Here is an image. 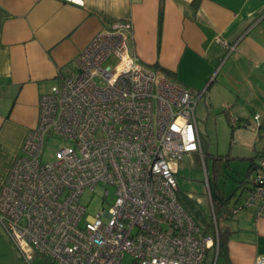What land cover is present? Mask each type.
I'll return each mask as SVG.
<instances>
[{
	"label": "built area",
	"instance_id": "obj_1",
	"mask_svg": "<svg viewBox=\"0 0 264 264\" xmlns=\"http://www.w3.org/2000/svg\"><path fill=\"white\" fill-rule=\"evenodd\" d=\"M131 29L119 20L95 34L75 69L39 97L37 123L0 188V224L25 264H123L126 254L132 264H204L213 246L178 201L174 178L192 154L206 174L198 97L131 54ZM50 137L68 144L45 162ZM99 183L114 188L115 202L83 221L81 196ZM241 207L264 215V154Z\"/></svg>",
	"mask_w": 264,
	"mask_h": 264
},
{
	"label": "crops",
	"instance_id": "obj_2",
	"mask_svg": "<svg viewBox=\"0 0 264 264\" xmlns=\"http://www.w3.org/2000/svg\"><path fill=\"white\" fill-rule=\"evenodd\" d=\"M119 20L131 23L133 56L166 77L160 67L167 69L168 78L198 97L197 132L211 171L213 155L228 163L221 188L237 207L224 221L231 231L228 258L218 259L212 247L207 264H255L264 256V215L256 218L253 207H238L252 186L251 158L264 150V120L253 118L264 115V0H0V188L37 123L39 97L75 69L77 55L95 34ZM218 107L227 122L233 115L247 123L235 125L234 133L250 153L208 152L199 114L207 119ZM209 201V212L202 210L215 219L210 194ZM0 264H25L1 224Z\"/></svg>",
	"mask_w": 264,
	"mask_h": 264
},
{
	"label": "rangeland",
	"instance_id": "obj_3",
	"mask_svg": "<svg viewBox=\"0 0 264 264\" xmlns=\"http://www.w3.org/2000/svg\"><path fill=\"white\" fill-rule=\"evenodd\" d=\"M113 58V57H111ZM114 59H110L108 63H112ZM205 96L199 98V104L205 103ZM201 107V106H199ZM262 107V105H261ZM260 107V108H261ZM210 115L205 119L204 115L199 114L201 118V132L204 138L208 141V152L226 153L230 151L232 154H242L241 152L250 153L251 149L244 147V145L238 143L237 134L234 131L237 129L232 128L231 119L236 117L231 115L227 122L226 116L221 112V108H215L209 112ZM253 118H259V121L264 120V115L259 112L256 113ZM256 120V119H255ZM230 122V123H229ZM258 125V124H257ZM258 129V126L255 130ZM257 133V131H256ZM249 137L250 134H247ZM242 139H240L241 141ZM65 140L57 138H48L46 140L44 154L42 160L52 161L54 159L55 151L62 146L67 145ZM199 160V161H198ZM206 174L203 169L202 160L197 158L196 154H192V157L185 156L178 161L175 169L176 173L174 178L179 188V192L184 196H192V198L198 203L196 207L203 209L206 213L210 210L209 191L206 184V176L209 177L212 174L211 161L206 158ZM225 180V179H223ZM224 182V181H223ZM225 182L232 184L230 178L226 179ZM105 191L108 194L105 195ZM115 202L114 188L110 185L99 183L94 187L93 190H85L81 196V204L86 208L83 215V221L88 216H94L102 208L108 209ZM230 222V223H229ZM228 223L232 225V220ZM202 228V227H201ZM132 257L125 255L123 264H132ZM31 264H47L46 261L41 257H34Z\"/></svg>",
	"mask_w": 264,
	"mask_h": 264
},
{
	"label": "trees",
	"instance_id": "obj_4",
	"mask_svg": "<svg viewBox=\"0 0 264 264\" xmlns=\"http://www.w3.org/2000/svg\"><path fill=\"white\" fill-rule=\"evenodd\" d=\"M161 26V19L159 20V27ZM154 67H157V64L153 65ZM160 70L164 72L168 77H171L170 71L167 69H164L160 67ZM236 126L242 125L247 126V123L240 119H235ZM231 126L234 128L236 126ZM264 150L260 151L256 157L251 158V168L253 171V168L258 161V159L261 157ZM204 161L206 163V153H204ZM213 161H212V174L211 176L207 177V183H208V191L211 198V203L214 211L215 219H213L212 216H206L202 209H198L196 207V201L188 196L182 195L179 191V188H177L176 196L180 204L183 206V208L188 212V214L193 218L196 225L200 228V231L203 235L211 236L213 238V248L215 250V253L217 252L218 259H226L227 256V242L229 239V235L231 233L228 226L224 224V221L228 220L234 212V209L237 208L236 206H232L231 198L233 195H226L224 191L222 190L221 186V179L225 178L226 173V167L228 166L226 163H222L224 160L221 156L213 155ZM228 161V159H225ZM252 189V186L250 187V190ZM202 227V228H201ZM208 251L206 255V259L204 264L208 263ZM46 261V260H45ZM47 264H52L49 261H46ZM209 264H213L210 262ZM217 264V263H216Z\"/></svg>",
	"mask_w": 264,
	"mask_h": 264
}]
</instances>
